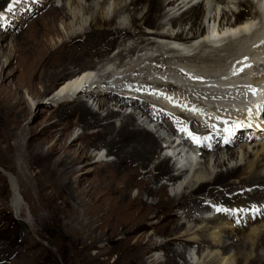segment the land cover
Instances as JSON below:
<instances>
[{
    "label": "bare ground",
    "instance_id": "bare-ground-1",
    "mask_svg": "<svg viewBox=\"0 0 264 264\" xmlns=\"http://www.w3.org/2000/svg\"><path fill=\"white\" fill-rule=\"evenodd\" d=\"M33 1L19 7L12 0H0V11H10L0 22V79L9 77L4 72L7 69L19 75V86H10L7 95L0 97V117L7 129L10 116L33 113L21 89L26 87L41 98L32 86L45 83V93L59 86L46 97L47 107L55 106L49 117L56 121L47 123L44 133L34 132L35 136L42 137L62 117L79 116L84 131L78 135L74 130L62 131L47 148L42 147L46 140L33 143L35 136H31L23 153L24 177L39 191L53 185L57 198L66 200L67 193L75 196L79 203L71 206L72 225L87 230L93 243L104 237L97 235L104 226L113 229V234L121 231L124 236L117 240L105 236L110 248L91 260L98 256L108 260L115 254L117 260L126 256L133 264H147L149 251L144 252L139 242L145 234L131 244L132 236L144 231L150 232L146 245L154 248V256L167 249L164 260L154 258L151 264H178V258L185 261L188 252L171 247L178 242L189 250L199 244L218 248L220 252L207 264H264V224L250 227L247 235L235 229V236L244 239L231 243L229 232L224 238L220 234L224 228L231 229L228 218L246 220L259 207L264 209V143H257L264 139V120H259L258 110L245 109V103H240L264 84V0H202L186 10L192 0H113L112 4L110 0H85V4L61 0V7L53 0H37L45 3L41 13ZM99 6L102 11L94 13L84 26L81 14H91ZM33 11L37 19L22 26L18 38L10 37V43H4L8 33L23 23V16ZM6 54V62H1ZM159 76L175 80L181 90L190 91L202 102L191 93L182 99L164 93L162 89L175 87ZM124 89L136 97L125 98L120 94ZM206 94L216 98L215 102L220 95L240 101L233 103V110L218 111L204 102ZM128 107H135L134 111L128 112ZM185 115L192 117L190 132L200 138V155L196 151L169 153L163 147L162 141L169 137L164 132L174 135L177 129L172 124L187 123ZM149 121L155 123V131L148 128ZM227 126V135L233 137L231 145L239 139L244 143L238 150L222 144ZM85 139L88 143L78 146ZM190 139L188 135L192 149ZM7 147L13 149L14 145ZM42 156L45 163L41 167ZM191 164L192 168H186ZM38 167L41 169L34 174ZM240 174L244 175L241 180L228 181ZM161 177L167 181L157 186ZM135 189L138 193L132 196ZM253 190L259 191L234 202L230 210V196ZM13 195L12 207L19 212L22 198L17 187H13ZM205 197L213 200L219 217L206 218L207 226L210 224L207 234L205 229L191 233L194 229H185L171 209L185 208L184 217L194 219V213L195 222H204V214L211 211ZM255 219H248L249 225ZM158 235L164 241L149 244ZM249 246L256 255L248 260ZM235 248L239 257L227 258Z\"/></svg>",
    "mask_w": 264,
    "mask_h": 264
},
{
    "label": "rangeland",
    "instance_id": "rangeland-1",
    "mask_svg": "<svg viewBox=\"0 0 264 264\" xmlns=\"http://www.w3.org/2000/svg\"><path fill=\"white\" fill-rule=\"evenodd\" d=\"M25 1H28V3L31 2V0H24L18 2L17 3L18 6L21 7V5H23ZM102 1L104 0H97V2L99 3ZM33 2L37 3V4H33V6L37 5L38 13L44 12V9H42L43 8L42 4L45 3L38 2L37 0ZM53 2H55V6H59V7L62 6L61 0H53ZM85 2H86L85 0L81 1L82 4L83 3L85 4ZM109 2L112 4L113 0H110ZM40 8L42 9V11ZM79 10L80 8L78 9V12ZM101 11L102 8L101 6H99L94 11H92L91 14H81L83 21L84 22L86 21L84 26H87L88 23L91 22V16L94 13L97 14L100 13ZM9 14L10 11L7 9L0 11V22L3 21L4 18L7 17ZM36 15L37 12L33 11V12H29L26 15V17L23 16L22 19L23 23H19L18 25H16V27H14L11 30L12 31L11 33H8L9 39L4 43H10V37L16 36L18 38L21 32V31L18 32V30L22 26L25 27L26 24L33 21V19H37L35 18ZM39 15L41 16L42 14ZM230 18H232V16ZM58 27L59 30L62 29V25L60 23ZM39 28L40 25L37 26V30ZM1 30L2 29L0 26V31ZM8 56H9L8 54L4 55V57L2 56L1 62H6ZM196 68L198 69V67ZM76 69L79 70L78 68ZM7 70H5L4 72L5 75L9 77L4 80L0 79L1 98H4L7 95V93L9 92L12 86L14 87L19 86L18 83H16V79L19 77V75L14 74V72H11V70L9 69ZM46 84L47 83L37 84L35 87L32 86V89H35L38 95L41 96V98L34 96L31 92L29 93L26 87H23L21 89V93H20L21 96H23L28 101V103L31 104V106L33 107L32 110L33 113L29 114V116L24 117V115L20 113L10 116L9 118H7L8 130L5 129L4 124L2 125L3 119H1L0 117V264H129V263L133 264L130 261L131 259L126 256L125 259L123 260H117L115 254H113L108 260H104L103 257L98 256L99 258L97 260L92 261L91 257H94L95 254H97L98 252L100 254L101 252H104L105 249L107 250V248H110V246L106 245L107 237L105 236L113 235V237L117 240L124 236L120 234L121 231L118 230L113 234V232H111L113 231V229L104 226V229L101 230L102 233H100L101 231L97 232V235L100 234L101 236L104 237H100L99 239L100 241L95 240L96 242L93 243V239L91 237H88L90 233L87 230L85 231L83 229H79L78 226L77 228H75L72 225V221H73L72 219L75 217V215L72 212L71 206L73 204L78 205L79 203V201L76 200L77 198L75 196L68 197L69 194L67 193L66 200L57 198L55 196L56 193L54 192L55 188L53 187V185H51V187H49L45 191H39L36 187H34L32 181L29 182L24 177L23 153L27 148L26 144L28 140L31 138V136H33L37 132L42 131L44 133L43 129L47 125V123L53 124L56 121L54 117H49L52 111L55 110V106L47 107L48 98L46 97L47 95L49 96L50 94H52L54 90H56L59 86L58 84H56L54 86L55 88L52 87L49 89L47 93H45L48 88V85ZM162 91L164 93L171 94L172 96L176 95L175 97H178L179 99L185 98L187 97L186 94L191 93L190 91L185 92L184 90H181V88H173L172 90L163 89ZM191 94L195 99L201 100L198 99V96H196L195 94L193 93ZM154 101H157L159 104L161 103L163 105L161 101L158 100H154ZM89 102L90 105H92L93 99L89 100ZM205 102L207 103V101ZM22 107L23 106H20L19 108ZM0 108L2 109V106H0ZM233 117L240 118L239 115H233ZM78 118H79L78 115H72V116L60 118L61 123L49 130L50 133L52 131H55V134L53 135L51 134L50 136V133L46 132L42 137H38L34 135L35 138L33 139V143H36L40 139L41 142H43L42 139H44L46 140V144L44 143L45 144L44 145L42 143L43 145L42 147L47 148L53 142H55V139L61 134L62 131L71 132L74 130L75 135L82 133L84 131V129L82 128L83 125L82 123H80V119ZM188 118L186 120H191ZM172 125L174 126V128L177 127L176 123H173ZM191 128H192V124L188 121L186 129L190 130ZM91 131L95 132L97 131V129L93 128ZM4 132L6 133L4 134ZM88 141H89L88 139H85L83 142H79L78 146H80L82 143L86 144L88 143ZM246 143L249 144V142ZM257 143L263 144L264 139L257 140ZM8 144L14 145V148L13 149L8 148L7 147ZM241 144L244 143L243 142L241 143V139H239L237 143L235 142L234 145H231L230 147L234 148L235 150H238L241 147ZM112 157L115 158L114 156ZM43 158L45 157L42 156L41 158L42 159L41 160L42 165H40L41 167L45 163V159ZM154 161L156 163L158 162V160H154ZM263 162L264 161H262V163ZM41 167H38L37 169H33L34 174L36 173V171L41 169ZM243 177L244 175L240 174L238 176L231 177L228 181L233 182L236 180H241V178ZM165 180L166 179L163 180L161 177L157 186L163 185ZM13 187H17V190L21 194L20 198H22V200L19 199L21 201L20 205L22 206V207L20 206L21 211L19 212L17 210L15 212L14 207H12L14 204ZM155 187L156 185H154V188ZM258 191L259 190H253V191H247L246 193H240L236 195L235 198L230 196L228 198V200H230L229 202L230 204L227 203V205L229 206L230 210H232V206L234 205V202L238 203L240 201H243L248 195L256 194ZM169 192L170 195L173 196L174 191L172 188H169ZM137 193H138L137 189L133 190L132 196L137 195ZM144 199L149 203L152 201V199L148 198V196H144ZM204 201L205 203H207L209 209L211 210L209 212V215L204 214L205 215L204 222H200V223L195 222L194 220L197 216L194 213L192 214L194 219H189L187 217H184L185 208L182 207H177V208L175 207L171 209V212L176 216V218H179V223L185 225L184 226L185 229L188 228L194 229L191 233H194L201 229H205L203 233L207 234L206 231L209 228L210 224L207 226L208 221L206 220L208 219L210 220L213 218L218 219L219 215L217 213V208H215L212 199H210L209 197H205ZM263 211L264 209L259 207L256 210V212L254 211L252 212L251 217H256L255 220H257L253 225L251 224L249 225L248 223V219L251 218L250 216L247 217L246 220L238 219L236 216H232L233 218L231 220L228 218L227 222L233 223L232 225H228V227H230L233 230L232 232L233 234L230 232L231 229L229 230L227 228H224L223 230H221L222 232L220 231L222 238L227 236L229 232L231 236L230 238H233L232 240H230V243L233 242L234 239H238V238L244 239L242 238L243 236L240 234L237 237L235 236V232H237L235 231V229L239 231L243 230L244 234L247 235L251 228H257V225L259 226L261 223L264 224ZM157 221L158 220H154L155 223H157ZM143 232L142 233L139 232L138 234L133 235L131 238V244L134 245V241L136 237H139L141 234H145V236H143V238L139 242H142L141 243L143 245L142 250L144 249L145 250V251L143 250L144 252L149 251L146 255V260L148 262L147 264H151V261L154 258H161V260H164L165 254L167 253V249L164 248L160 250V252L154 256V248L151 249L149 246L146 245L148 240H150L149 239L150 232L147 233L146 232L143 233ZM257 232H258L257 234H259V231ZM203 233H199V234L202 235ZM126 236L131 237V235H126ZM163 241H164V236L158 235L152 241H150L149 244H151L152 242L161 243ZM171 247L175 250L176 249L180 251L186 250L188 252L186 253V260H185L186 262L184 261V259L178 258V264H184V262L187 264H207L211 261V258H213V256L215 257L220 252L218 248L212 250L211 248L207 247V245H203V244L193 245L190 248V250L187 248L184 249L185 246L179 245V242L174 243V245H172ZM236 253H237V249L235 248L226 257L228 258L230 257V255L231 256L234 255V259H237L239 256L236 255ZM250 254H251V248L249 246V250L247 251L245 258L249 260V258H253L256 255V253L253 252V254H251V257H249ZM232 264L235 263L232 261Z\"/></svg>",
    "mask_w": 264,
    "mask_h": 264
},
{
    "label": "snow or ice",
    "instance_id": "snow-or-ice-1",
    "mask_svg": "<svg viewBox=\"0 0 264 264\" xmlns=\"http://www.w3.org/2000/svg\"><path fill=\"white\" fill-rule=\"evenodd\" d=\"M13 4L21 2V0H12ZM11 10V9H10ZM242 70V69H241ZM253 94H255V90L253 91ZM182 131H185L188 133L189 137L197 144H200V138L196 135H194L192 132H190L188 129L186 128H182Z\"/></svg>",
    "mask_w": 264,
    "mask_h": 264
}]
</instances>
